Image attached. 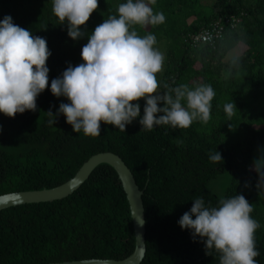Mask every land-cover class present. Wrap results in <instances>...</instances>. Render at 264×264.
<instances>
[{
	"label": "trees",
	"instance_id": "trees-1",
	"mask_svg": "<svg viewBox=\"0 0 264 264\" xmlns=\"http://www.w3.org/2000/svg\"><path fill=\"white\" fill-rule=\"evenodd\" d=\"M125 2L99 0L81 26L85 35L74 40L66 21L61 24L53 13L52 0H0V20L11 15L13 23L45 38L51 52L49 84L37 97V109L14 118L0 112V195L56 187L94 154L114 152L144 190L147 249L142 264H219L220 253L206 254L204 242L178 221L198 197L206 206H217L220 198L239 194L252 204L251 216L261 225L255 259L264 264V186L258 189L254 167L264 157V0H157L151 7L164 13L165 22L135 26L140 36H156L154 47L165 57L157 74L160 91H167L165 84L213 88L207 123L142 130L146 100L141 98L140 116L126 131L101 122L98 137L76 133L64 114L55 117L60 104L70 101L53 95L51 81L69 65L84 62L81 51L91 33L118 15V5ZM227 103L236 105L231 118L224 110ZM217 151L223 161L210 162L209 154ZM134 249L130 205L109 164L99 165L66 198L0 211V264L122 259Z\"/></svg>",
	"mask_w": 264,
	"mask_h": 264
},
{
	"label": "clouds",
	"instance_id": "clouds-1",
	"mask_svg": "<svg viewBox=\"0 0 264 264\" xmlns=\"http://www.w3.org/2000/svg\"><path fill=\"white\" fill-rule=\"evenodd\" d=\"M53 13L61 24L67 23L68 35L76 40L85 33L81 26L99 7V0H52ZM157 0H126L96 26L83 46V63L69 65L61 77L51 81V92L66 97L58 112L64 114L73 131L85 136L101 135V122L126 131L141 113L139 100L144 98V114L139 120L142 130L156 126L187 128L194 121L207 123L211 118V101L215 92L210 85L194 89L187 84L160 91L157 74L163 71L164 55L154 45L156 36H140L136 25H159L165 22L163 12H154ZM51 52L45 38L13 23L11 15L0 20V112L14 118L17 113L37 109V97L49 84L47 60ZM174 93V95H173ZM163 102V107L158 106ZM236 105L227 103L229 118ZM157 113L163 115L157 116ZM49 116H53L51 110ZM50 123L56 122L50 120ZM2 132V127H0ZM209 161L220 163L219 151L209 154ZM260 176L258 189L264 186V157L254 161ZM252 204L239 194L220 198L217 206H206L202 197L194 199L190 211L179 219V225L191 229L193 238L204 242L206 254L220 253L219 264H259L255 233L261 227L251 216ZM195 215V219H193Z\"/></svg>",
	"mask_w": 264,
	"mask_h": 264
},
{
	"label": "water",
	"instance_id": "water-1",
	"mask_svg": "<svg viewBox=\"0 0 264 264\" xmlns=\"http://www.w3.org/2000/svg\"><path fill=\"white\" fill-rule=\"evenodd\" d=\"M101 164L111 165L117 172L126 192L133 220L135 249L127 257L122 259L91 258L49 264H142L146 255V214L142 190L126 162L118 154L110 151L100 152L91 156L78 169L76 174L66 181L50 189L11 192L0 195V211L23 204L51 202L63 199L78 190L93 171Z\"/></svg>",
	"mask_w": 264,
	"mask_h": 264
},
{
	"label": "built area",
	"instance_id": "built-area-1",
	"mask_svg": "<svg viewBox=\"0 0 264 264\" xmlns=\"http://www.w3.org/2000/svg\"><path fill=\"white\" fill-rule=\"evenodd\" d=\"M207 37L206 38H209V36L208 35H206Z\"/></svg>",
	"mask_w": 264,
	"mask_h": 264
},
{
	"label": "rangeland",
	"instance_id": "rangeland-1",
	"mask_svg": "<svg viewBox=\"0 0 264 264\" xmlns=\"http://www.w3.org/2000/svg\"><path fill=\"white\" fill-rule=\"evenodd\" d=\"M143 100H144V98H142ZM221 186H223L222 184H221Z\"/></svg>",
	"mask_w": 264,
	"mask_h": 264
}]
</instances>
